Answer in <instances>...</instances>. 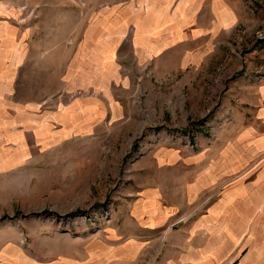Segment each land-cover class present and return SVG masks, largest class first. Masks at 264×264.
Here are the masks:
<instances>
[{
  "label": "rangeland",
  "instance_id": "obj_1",
  "mask_svg": "<svg viewBox=\"0 0 264 264\" xmlns=\"http://www.w3.org/2000/svg\"><path fill=\"white\" fill-rule=\"evenodd\" d=\"M0 58L95 118L0 171V264H264V0H0Z\"/></svg>",
  "mask_w": 264,
  "mask_h": 264
},
{
  "label": "crops",
  "instance_id": "obj_2",
  "mask_svg": "<svg viewBox=\"0 0 264 264\" xmlns=\"http://www.w3.org/2000/svg\"><path fill=\"white\" fill-rule=\"evenodd\" d=\"M148 11L154 14V10ZM11 60L0 58V171L24 159L22 146L37 148L57 134L74 133L95 120L90 101L82 104L77 99L59 107L39 105L37 100L17 102L12 92L17 64ZM45 91L47 96L48 89ZM258 147L264 150V141Z\"/></svg>",
  "mask_w": 264,
  "mask_h": 264
}]
</instances>
